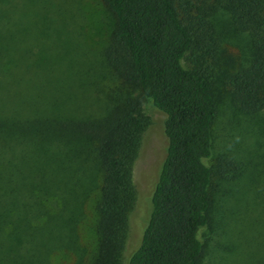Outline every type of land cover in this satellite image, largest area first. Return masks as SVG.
<instances>
[{"label":"trees","instance_id":"16d2710c","mask_svg":"<svg viewBox=\"0 0 264 264\" xmlns=\"http://www.w3.org/2000/svg\"><path fill=\"white\" fill-rule=\"evenodd\" d=\"M99 2L112 26L90 63L75 51L83 3L0 0V264H55L62 253L122 264L143 100L164 115L166 146L125 264H199L213 205H230L235 224L243 208L252 229L254 184L264 207V165L245 164L246 181L235 174L216 197L209 164L221 98L235 114L228 125L262 130L264 0Z\"/></svg>","mask_w":264,"mask_h":264},{"label":"rangeland","instance_id":"374dc122","mask_svg":"<svg viewBox=\"0 0 264 264\" xmlns=\"http://www.w3.org/2000/svg\"><path fill=\"white\" fill-rule=\"evenodd\" d=\"M83 3L84 10L77 13L80 23L81 40L85 48L76 49L81 60L96 63L97 52L105 45L109 30L112 26L110 14L101 6L99 0H77ZM79 14V15H78ZM79 31V30H78ZM80 45V42H78ZM77 47V46H76ZM80 50V51H78ZM224 97V96H223ZM142 113L148 118L149 125L144 131L138 157L134 163L132 180L136 191V200L128 217V232L122 256L125 264L131 252L138 246L149 213V198L156 182L160 164L164 158L166 139L163 134L164 115L157 111L148 100L142 101ZM235 116L229 101L221 98L220 111L213 130V149L209 164L213 171L211 192L213 196L224 195L231 187V177L238 176L239 181H246L244 177L245 164L261 163L264 165V120L263 127L249 128L247 133L242 131L248 127L228 125L231 117ZM245 124V123H243ZM242 125V124H241ZM256 141H260L255 144ZM263 144L261 148L259 145ZM243 149V150H241ZM246 157V158H245ZM264 168V167H263ZM254 167L253 171L258 172ZM264 171V169H263ZM262 173V172H261ZM248 174V173H247ZM264 174V173H263ZM257 177V175L255 176ZM241 179V180H240ZM264 179V177H263ZM246 183L239 184L238 194L242 193ZM254 184H250L247 208L249 216L253 217V228H249V221L244 219L242 208L236 216L238 223L231 222V206L223 202L215 205L213 219L208 227L202 230L201 240L204 242L203 255L199 264H262L264 263V207L256 208L253 201L259 203V193L252 194ZM261 188L259 191L261 192ZM217 197V196H216ZM240 199V195H237ZM251 198H254L253 201ZM244 203V202H242ZM264 204V203H263ZM238 206V202H237ZM250 211V212H249ZM226 217L222 225L218 219ZM229 217V219H228ZM82 244L88 246L93 242V233L83 226L80 228ZM75 260L70 254H58L55 264H72Z\"/></svg>","mask_w":264,"mask_h":264}]
</instances>
